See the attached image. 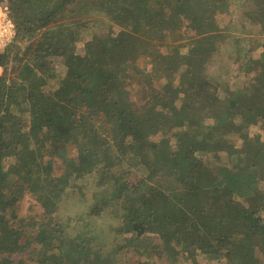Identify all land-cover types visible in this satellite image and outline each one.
Returning a JSON list of instances; mask_svg holds the SVG:
<instances>
[{
	"label": "trees",
	"instance_id": "obj_1",
	"mask_svg": "<svg viewBox=\"0 0 264 264\" xmlns=\"http://www.w3.org/2000/svg\"><path fill=\"white\" fill-rule=\"evenodd\" d=\"M0 4L16 30L0 53V264H188V254L264 264V0ZM235 5L261 36L245 40L244 54L231 32ZM77 16L83 25L107 21L83 55L67 36L82 26L63 19ZM50 57L63 59L62 78ZM11 60L17 74L8 82ZM14 90L27 121L11 110ZM228 132L243 134L240 144L223 145ZM86 177L113 182L86 215L116 209L113 242H67L62 225L35 217L23 223L18 215L10 226L8 213L15 219L12 208L26 195L51 215L60 188Z\"/></svg>",
	"mask_w": 264,
	"mask_h": 264
},
{
	"label": "rangeland",
	"instance_id": "obj_2",
	"mask_svg": "<svg viewBox=\"0 0 264 264\" xmlns=\"http://www.w3.org/2000/svg\"><path fill=\"white\" fill-rule=\"evenodd\" d=\"M240 5V4H239ZM235 5L233 10H232V15L231 17L234 18L235 20V29L231 30V32L234 33V35L239 38L240 42V47L242 48V54L245 53V47L244 44L246 39H249L250 37H258V40L261 41V36L256 35L255 30L258 29L254 24H247L245 21V16L243 14V10H238V6ZM69 12L67 11V14ZM64 21H69L71 24H75L79 26H82L80 29H76L73 32L70 33V31L67 33V36L69 37L70 41L75 47V52L78 53L79 55H83L84 53V44L87 40H89L93 34L95 33L97 36H101L104 32H106L105 29V24L107 23L106 20L101 19L103 22H106L101 25H94L92 22L86 23L83 25V23L80 22V18L77 16L75 18H69L66 17L64 18ZM62 19V20H63ZM220 23H223L221 20H219ZM87 25L90 26H95V32L92 31V28L88 27ZM262 51L261 48H257L255 51L251 53V59L255 61H258L259 58V53ZM165 55L167 57L171 56V53H173V49L168 48L165 50ZM52 66L54 67V70L56 71L57 77H63V59L61 57H50ZM16 64L14 61H10L9 64L6 66V78L8 79V82L12 78H15L16 80ZM137 68L140 66V63H137L135 65ZM3 69H0V75L2 73ZM52 83L47 84L45 86V90H49L52 86ZM11 84V83H10ZM12 96H13V101L14 105H12V111L15 115L21 116V118L24 121L28 120V113L26 111V105L20 104L22 98L20 97V92L17 90L12 91ZM244 137L243 134H235L232 132L227 133V137L225 140L222 142V144L226 143H233L235 145L240 144V141ZM159 141H165L169 142L171 145L172 141H169V135L168 134H162ZM201 159H203L208 166H213L214 165V160L212 156L206 155L203 153L198 154ZM8 167L7 169H10ZM98 179L96 177L94 178H89L86 177L82 179L81 181L77 182V186L74 185L68 189L65 188H60L62 192V199L58 203L57 211L51 215H46L43 214V212L35 205L34 199L30 197L29 195H26L23 199H20L19 202H17L12 210L16 216L14 219L13 216L8 213V220L9 224L11 227L13 226H18V215L21 216L22 218H25L23 220V223H29L30 219L32 217H35L37 220L41 221H53L57 223L58 225H62V232L64 233L63 237L64 240L67 239V242L69 240L77 238H80V240H87L91 239L93 242H99L102 243L103 239L108 237L109 243L113 242L116 240V238H113V233L111 232V229L115 227L118 224V219L116 218V212L117 210H109L107 213H104L100 217L97 218H88L87 212L89 206L94 203L96 200L102 198V197H110L111 195V190L113 188V182L110 181L104 186H100L97 183ZM161 183L164 186H167V183L165 180H162ZM172 187H170L171 189ZM242 201H240L241 203ZM27 219V220H26ZM26 238L32 239V236H28ZM121 238L117 239V241H120ZM23 256V253L20 254H15L13 258H19ZM185 257H189L190 261L188 264H214L215 262H209L207 258L204 257H199L193 259L191 258V254L186 255ZM148 262V257L146 259ZM153 263L152 264H187L183 258H178V260L175 263H169L167 262L164 258H153L152 259ZM22 264H31L28 262L26 259L22 261Z\"/></svg>",
	"mask_w": 264,
	"mask_h": 264
},
{
	"label": "built area",
	"instance_id": "obj_3",
	"mask_svg": "<svg viewBox=\"0 0 264 264\" xmlns=\"http://www.w3.org/2000/svg\"><path fill=\"white\" fill-rule=\"evenodd\" d=\"M16 34L7 7L0 4V53L12 42Z\"/></svg>",
	"mask_w": 264,
	"mask_h": 264
}]
</instances>
